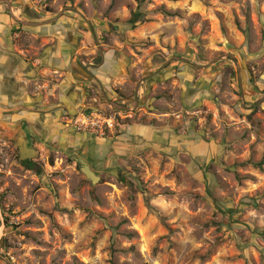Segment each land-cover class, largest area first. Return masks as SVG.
Segmentation results:
<instances>
[{"label":"rangeland","instance_id":"obj_1","mask_svg":"<svg viewBox=\"0 0 264 264\" xmlns=\"http://www.w3.org/2000/svg\"><path fill=\"white\" fill-rule=\"evenodd\" d=\"M169 2L181 8L168 9ZM0 4H9L16 19L23 21L75 19L85 31L102 33L96 37L101 36L104 44L111 42L106 36L115 32L111 29L128 31V21L138 10L146 22L179 19L186 25L188 42L202 50L215 40L218 53L224 48L228 52L225 27L234 23L245 36L248 55L231 64L240 66L255 56L246 60L252 75L249 89L236 92L255 102L246 101L243 111L232 109L228 119L208 114L207 122L199 121L197 134L202 132L201 139L217 145L214 158L201 170L182 151L173 155V161L164 154L160 165L145 155L132 159L117 177L104 167L103 155L92 154L100 135L60 129L55 138L46 133L45 143L94 156L93 170L101 180L92 185L72 158L35 144L39 158L33 163L43 172L38 176L20 163L11 143L13 127L26 106L16 109L0 103V264H264V0H0ZM22 29L13 33V44L40 60L42 39ZM88 46L92 48L90 42ZM253 105L255 111L248 114L246 109ZM41 110V120L57 112ZM26 119L34 125L31 116ZM62 123L59 119L61 128Z\"/></svg>","mask_w":264,"mask_h":264},{"label":"crops","instance_id":"obj_2","mask_svg":"<svg viewBox=\"0 0 264 264\" xmlns=\"http://www.w3.org/2000/svg\"><path fill=\"white\" fill-rule=\"evenodd\" d=\"M178 6L169 2L167 8L177 11ZM14 12L9 4H0V103L16 109L26 106L21 119L31 116L34 128L39 126L52 138L60 129L75 132L69 120L78 112L110 108L123 118L106 137H97L92 154L103 155L104 167L113 174L123 173L132 159L145 155L160 165L164 154L172 160L182 151L196 160L195 168L203 169L214 158L217 145L201 139L202 132L197 134L199 121L207 122L208 114L228 119L232 109L243 111L246 101L255 102L251 96L236 94L249 89L252 75L246 60L255 56L240 66L231 64L248 55L245 36L234 23L225 27V39L221 37L225 47L230 43L228 52L224 48L216 57L218 43L211 40L198 50L195 42H188L186 25L177 18H156L128 31L111 29L115 32L106 35L111 42L104 44L101 36L96 37L102 33L85 31L86 26L75 19L23 21ZM19 26L25 34L42 39L40 60L13 44ZM40 107L57 112L41 120ZM250 107L248 114L257 105ZM111 136L114 139H108ZM87 157L95 163L94 156Z\"/></svg>","mask_w":264,"mask_h":264},{"label":"built area","instance_id":"obj_3","mask_svg":"<svg viewBox=\"0 0 264 264\" xmlns=\"http://www.w3.org/2000/svg\"><path fill=\"white\" fill-rule=\"evenodd\" d=\"M113 111V110H112ZM123 118L119 114L107 113L105 110H90L78 112L69 120L71 126L78 132H85L105 136V133L115 129L117 122ZM126 119V116L124 117Z\"/></svg>","mask_w":264,"mask_h":264},{"label":"flooded vegetation","instance_id":"obj_4","mask_svg":"<svg viewBox=\"0 0 264 264\" xmlns=\"http://www.w3.org/2000/svg\"><path fill=\"white\" fill-rule=\"evenodd\" d=\"M34 131V133H33ZM20 133H22L23 135H25L24 137V141L27 142V147L28 148H35V144L36 145H40L42 147H45L46 149H50L54 150L56 152H61L64 155H66V157L68 158H72L75 159V151L74 152H66L63 149L60 148H53L50 145L46 144L45 140H46V134L39 129V126H34L31 125L29 122L26 121V119H21V121L15 125L13 127V134H15V139H13L11 141V143L13 144V146L15 147L16 151L18 152V156H19V161H20V147L18 146V141L20 138ZM36 152V156L35 158H33L32 160L30 159H25L24 161H20V163L23 165V163H26L28 161H31L32 163L37 160L39 158V151L37 149H34Z\"/></svg>","mask_w":264,"mask_h":264},{"label":"water","instance_id":"obj_5","mask_svg":"<svg viewBox=\"0 0 264 264\" xmlns=\"http://www.w3.org/2000/svg\"><path fill=\"white\" fill-rule=\"evenodd\" d=\"M34 133V131H33ZM20 138L18 141V146L20 147V161H24L25 159L32 160L36 156V152L33 148L27 147V142L24 141L25 135L20 133ZM77 157V163H79L82 168L81 172L86 176V178L92 183V185L96 186L101 178L100 175L97 174L96 171L93 170V162L92 160H89L87 157L80 155L78 153L75 154ZM115 175L118 177V173H115Z\"/></svg>","mask_w":264,"mask_h":264},{"label":"trees","instance_id":"obj_6","mask_svg":"<svg viewBox=\"0 0 264 264\" xmlns=\"http://www.w3.org/2000/svg\"><path fill=\"white\" fill-rule=\"evenodd\" d=\"M145 22H146L145 14L138 10L132 14L131 19L128 21V25L133 30L137 28L138 26L144 24ZM23 165L26 167L27 170L32 171L34 174L38 176H41L43 174L42 170L36 164L32 163L31 161L23 163ZM78 167L81 170L82 166L78 165Z\"/></svg>","mask_w":264,"mask_h":264}]
</instances>
